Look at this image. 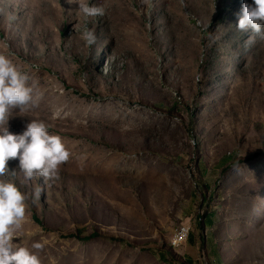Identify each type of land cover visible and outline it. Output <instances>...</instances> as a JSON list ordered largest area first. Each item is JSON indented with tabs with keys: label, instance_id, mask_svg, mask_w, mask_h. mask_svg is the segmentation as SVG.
Returning a JSON list of instances; mask_svg holds the SVG:
<instances>
[{
	"label": "rangeland",
	"instance_id": "rangeland-1",
	"mask_svg": "<svg viewBox=\"0 0 264 264\" xmlns=\"http://www.w3.org/2000/svg\"><path fill=\"white\" fill-rule=\"evenodd\" d=\"M78 2L0 0V54L39 96L9 131L43 121L71 153L50 180L9 162L29 197L13 242L42 264H264V39L236 27L245 0H90L91 46Z\"/></svg>",
	"mask_w": 264,
	"mask_h": 264
},
{
	"label": "clouds",
	"instance_id": "clouds-1",
	"mask_svg": "<svg viewBox=\"0 0 264 264\" xmlns=\"http://www.w3.org/2000/svg\"><path fill=\"white\" fill-rule=\"evenodd\" d=\"M83 13L84 28L81 38L91 46L95 43V32L88 28L89 18L103 16L105 9L92 5L90 0L77 3ZM236 27L239 31H251L247 43L255 42V37L264 39V0H252L242 3ZM6 47V45H5ZM29 75L17 68L8 55L0 54V264H42L39 255L28 247L14 243V230L21 226L26 215L28 195L22 193L14 180L3 177H15L17 170H10L8 164L18 161V169L26 180L42 177L50 180L58 178L60 167L67 163L71 153L67 150L59 135L51 134L43 121L32 120L25 125L21 134L9 131V113L18 109L26 110L35 106L34 88L29 85ZM43 192L42 186H36L33 196L38 200ZM41 250L43 245H32Z\"/></svg>",
	"mask_w": 264,
	"mask_h": 264
},
{
	"label": "built area",
	"instance_id": "built-area-1",
	"mask_svg": "<svg viewBox=\"0 0 264 264\" xmlns=\"http://www.w3.org/2000/svg\"><path fill=\"white\" fill-rule=\"evenodd\" d=\"M189 235V227L187 225H180L174 231L170 241V246L175 249L184 244Z\"/></svg>",
	"mask_w": 264,
	"mask_h": 264
},
{
	"label": "trees",
	"instance_id": "trees-1",
	"mask_svg": "<svg viewBox=\"0 0 264 264\" xmlns=\"http://www.w3.org/2000/svg\"><path fill=\"white\" fill-rule=\"evenodd\" d=\"M34 220H35L36 222H38V223H39V221H38L37 219H34ZM93 236L95 237V236H96V234H94V233H93V234H92V237H93Z\"/></svg>",
	"mask_w": 264,
	"mask_h": 264
}]
</instances>
